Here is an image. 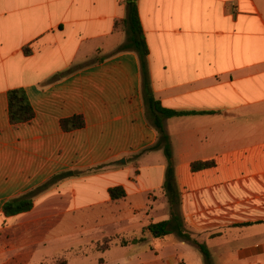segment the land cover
<instances>
[{
  "label": "crops",
  "instance_id": "0c3cea01",
  "mask_svg": "<svg viewBox=\"0 0 264 264\" xmlns=\"http://www.w3.org/2000/svg\"><path fill=\"white\" fill-rule=\"evenodd\" d=\"M137 9L155 100L206 113L163 120L177 208L163 189V152L147 151L158 135L138 57L117 52L123 0H0V264H204L193 243L146 230L173 210L212 264H264V0H138ZM14 89L33 109L27 123L9 121ZM75 116L84 127L63 131ZM193 162L214 167L193 173ZM68 171L87 173L4 216L6 202ZM118 187L125 196L113 200Z\"/></svg>",
  "mask_w": 264,
  "mask_h": 264
},
{
  "label": "trees",
  "instance_id": "16d2710c",
  "mask_svg": "<svg viewBox=\"0 0 264 264\" xmlns=\"http://www.w3.org/2000/svg\"><path fill=\"white\" fill-rule=\"evenodd\" d=\"M137 1L138 0H123L126 8V15L124 19L115 23V29H124L126 31L127 38L125 43L117 49V52H134L138 57L141 69V96L149 114L148 119L158 135L157 142L148 148L147 151L161 150L165 156L167 165L163 189L168 197L170 207L175 209L178 206V195L174 184V164L172 160L171 143L163 126V120L191 114L203 115L206 113H189L167 110L162 108L160 103L155 100L148 80L147 57L149 51L143 35L137 9ZM23 52L28 54V48H24ZM7 111L9 121L12 125L27 123L34 117L33 109L27 99L25 92L22 89H14L8 92ZM60 127L63 131L69 132L83 128L84 121L81 116H75L69 119L61 120ZM212 167H214L213 162H193L190 164V170L193 173L210 169ZM85 173L87 172L68 171L54 175L47 182L35 188L34 190H31L30 192L18 198L6 202L3 206L4 216L10 217L29 211L33 206L34 199L38 195L47 192L61 181L71 177H77ZM108 193L113 200L120 199L125 196L123 189L120 187L109 189ZM146 230L153 236V238L159 239L171 234H175L180 239L193 243L202 254L204 264H212L210 254L206 247L203 244H199L198 242L192 240L189 234L183 230L182 220L176 210L171 212V218L168 221L150 224ZM141 241H143V239H136L131 242L121 241L120 245L125 246L128 243L133 244L139 243ZM104 242H106V245L108 244L107 239H105ZM104 248L105 247H101L100 250Z\"/></svg>",
  "mask_w": 264,
  "mask_h": 264
},
{
  "label": "rangeland",
  "instance_id": "374dc122",
  "mask_svg": "<svg viewBox=\"0 0 264 264\" xmlns=\"http://www.w3.org/2000/svg\"><path fill=\"white\" fill-rule=\"evenodd\" d=\"M106 246H107V245H106V242L103 241V244H102L101 246H98V250H100L101 247H106Z\"/></svg>",
  "mask_w": 264,
  "mask_h": 264
}]
</instances>
